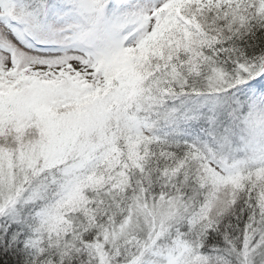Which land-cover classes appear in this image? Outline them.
I'll use <instances>...</instances> for the list:
<instances>
[{"label":"snow or ice","instance_id":"6c2138e0","mask_svg":"<svg viewBox=\"0 0 264 264\" xmlns=\"http://www.w3.org/2000/svg\"><path fill=\"white\" fill-rule=\"evenodd\" d=\"M0 264H264V0H0Z\"/></svg>","mask_w":264,"mask_h":264}]
</instances>
